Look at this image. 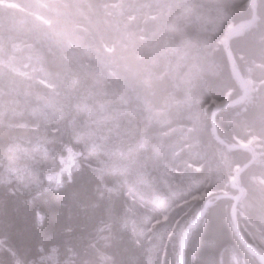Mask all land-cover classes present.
<instances>
[{"label":"trees","instance_id":"1","mask_svg":"<svg viewBox=\"0 0 264 264\" xmlns=\"http://www.w3.org/2000/svg\"><path fill=\"white\" fill-rule=\"evenodd\" d=\"M247 1L0 0L10 5L0 4V92L13 93L21 103L18 109L29 110L40 94L55 106L56 93L62 111L43 118L41 128L47 125L48 132L37 135L42 145L54 151V166L56 156L68 148L99 170L85 167L60 193L40 196L38 202L48 201L42 211L49 221L35 232L24 205L28 191L10 196L9 188L18 185L3 179L11 149L35 134V126L27 124L32 114L0 117V264L38 260L41 235L50 264H159V239L149 246L133 236L144 209L171 210L174 218L187 220L222 192L235 194L229 178L250 155L220 147L211 136V111L205 114L203 108L212 99L233 100L242 93L219 41L230 24L251 18ZM257 13V24L231 41L240 72L251 77L257 90L245 112L225 109L216 123L221 139H253L262 146L260 163L241 176L247 194L238 221L245 240L264 250V185L251 181L264 180V0H258ZM20 49L38 54L35 60L42 63L46 82L29 80L2 63L1 57L18 55ZM130 64L140 65L139 72L129 74ZM188 65L199 67L198 79L183 75ZM125 74L132 76L130 82H124ZM103 87L109 93L99 94ZM102 112L100 131L136 144L116 146L120 154H130L134 165L129 170L111 167L109 156L88 149L84 135L97 128L85 122L90 113ZM42 172L37 173L41 179ZM231 205V200H220L208 208L202 216L208 225L195 234L185 264H260L233 231ZM174 253L170 247L169 264Z\"/></svg>","mask_w":264,"mask_h":264},{"label":"rangeland","instance_id":"2","mask_svg":"<svg viewBox=\"0 0 264 264\" xmlns=\"http://www.w3.org/2000/svg\"><path fill=\"white\" fill-rule=\"evenodd\" d=\"M248 2H249V0L246 2L245 7L248 6ZM0 4L1 5L3 4L5 6H10V5H6L7 3H5V4L0 3ZM258 21H259V17H258ZM229 26H231V24ZM229 26L227 27L226 31L228 30ZM225 35H226V32L224 33L223 37L219 41V45H221L223 47V49H224L223 38L225 37ZM57 42L61 45V41H57ZM63 43H64V45H67V42L63 41ZM83 52L86 53V55L88 56V54H89L88 51L83 50ZM18 53H19L18 55L13 54V56H9L8 58L1 57L2 63H4L9 68L18 69L20 72L22 71V73L25 74L29 80H33L36 83L46 82V78H47V75H45L46 71H45L42 63L39 60H35V57L38 56V54L36 52L33 53V52H30V51H27L24 49H20L18 51ZM39 59L41 60V58H39ZM110 59H112V58L110 57L109 60ZM107 63H111V61H108ZM40 64H41V67L39 66L38 68H36V65L38 66ZM198 65L203 67L206 64H204L202 62V63H199ZM191 66H192V68H190ZM191 66L188 65V71L183 75H186V77L192 76L191 79H193V78L198 79V74H195V72L198 71L199 67L195 66V68H194L193 65H191ZM236 66H237V64H236ZM140 68H141V66L138 64H130L128 72H129V74L134 75L136 72L137 73L139 72ZM237 68H238V66H237ZM176 69L177 68H175V70ZM175 70H174V73H175ZM121 72H123V71H121ZM180 72H182V70ZM176 77H177V73H176V76H175V74L173 75V77H172L173 80H176ZM123 78H124V82H126V81L130 82V78H132V76L125 74V75H123ZM244 78H245L246 84L248 85L247 86L248 93L250 92L253 94L254 92H256L257 84L251 79V77H244ZM181 81H182V79H181ZM97 85H100V81ZM123 86H125V85H123ZM103 88L105 91H99L98 90L99 94H103V92H105V94L109 93L108 92L109 90L106 87H103ZM242 91H243V88H242ZM1 93H3V92H0V117L3 118L4 116L8 115V116H10V118H12L14 116H23V115L27 114L26 116H29V117L32 116V118H33V120L26 118V120L28 119L27 124L30 126H35V128H36L35 134L33 135L31 140L25 139L23 141H20L13 149H11L9 157L5 163L4 177H3L4 181H6L7 183L15 182L16 185H19L21 183V181H29L32 178L36 177L38 175L37 173L41 174L42 169H43L42 173H44L45 171H49V170H55L58 167L59 156H56V160H57L56 162L57 163H56V166H54V159L52 157L54 155V151L49 149L50 152H47L45 150V146H43L41 143L42 142L41 137L37 136V135L41 134L43 136L44 133L48 132V126L47 125L45 128H41V124L46 120L43 118H46L49 115H53V113H56V114L61 113V111H62L60 109V107L56 104V103H58V99L56 98V96H52L56 100L55 106H53V105H51V101L45 100V98H43L41 96V94L38 95L37 96V104L34 107H32L33 108L32 110H29L28 108H23V107L18 109V107L21 105V103L18 102V100H15L14 97L11 96L13 93L12 94H10V93L4 94L3 93L2 96H1ZM241 95H242V93L239 96H241ZM251 97H252V95L249 96V99ZM226 100L229 101L232 99H228V98H225L222 100L212 99L209 102V104L203 108V112L205 114H207L208 111L210 110L212 113V109L216 104L219 105L218 103H224V101H226ZM11 105L15 106L16 108L15 109H9ZM101 111H102V109H101ZM222 111L220 113H222ZM104 113L105 112H102L101 114H98L95 117H93L90 113L88 118H87V121L85 122L86 123L85 127H87L89 125H93L94 127L97 128L93 131L86 132V134L84 135V138L87 139L89 142L88 149H90L91 153H92V151H95V150L98 153L100 151V153L105 158H107L109 156L108 162H109L111 167L114 166L116 168H121V169L126 168L129 170L128 167L134 165L131 162L132 159L130 157V154L129 155L125 154V153L120 154L117 151V149H119V148H116V146L119 147L120 144L126 143V142H130L132 144H135V143L131 142L132 140L124 139V138L118 136L117 134L107 130V129L100 131L98 125L101 124L102 119H103V118H101V116L104 115ZM211 113H210V119H211ZM220 113L218 114V116L220 115ZM30 114H32V115L30 116ZM218 116L216 117V122H217ZM216 126H217V123H216ZM210 130H211V136H213L212 129H210ZM213 138H214V136H213ZM42 140H43V138H42ZM254 141L255 140L250 139L249 141L244 142V144L252 145L253 147H255L258 150L256 152L257 153L256 154V159H257L256 164L258 165L260 163V160H261V152L260 151L262 149V146L258 145V144L256 145ZM225 142H227V141H225ZM227 143L230 144L229 142H227ZM236 143H238V141H235L231 144L235 145ZM135 146H136V144H135ZM219 146L222 147L223 149H225V151L230 152L224 146H221L220 144H219ZM232 152H234V151H232ZM41 160H43L42 163L45 165L44 167H43V165H41ZM30 162H32V165L30 164ZM50 163H52L53 167L50 165ZM245 164H243V165H245ZM256 164H254V165H256ZM243 165H241V166H243ZM47 166L49 168H46ZM241 166H235L233 168V171L231 173V177L229 178V180H230L229 186H230V182L233 179L237 168H240ZM240 180H241V178H240ZM240 180H239V184H240ZM251 181H252V183L264 185V180L261 177H253V178H251ZM242 202L239 204L238 210H239ZM238 215H239V211H238ZM252 244L264 252V250L257 243L251 242V245ZM1 249H2V244L0 241V250Z\"/></svg>","mask_w":264,"mask_h":264},{"label":"snow or ice","instance_id":"3","mask_svg":"<svg viewBox=\"0 0 264 264\" xmlns=\"http://www.w3.org/2000/svg\"><path fill=\"white\" fill-rule=\"evenodd\" d=\"M64 152H67L65 156ZM64 152L59 155L58 167L55 170L45 171L43 179L39 176L29 181H21L16 188H9L8 194L15 197L17 191L26 190L29 193V199L24 201V205L29 209L28 218L30 227L35 232H41L48 224L49 217L42 208L48 205V201L38 202V198L47 193H60L74 180L77 172H82L87 167L94 171L91 163H82L80 156L71 149L65 148ZM0 221V225H3ZM208 221L206 216H192L185 220L184 215L174 218V213L169 210L167 212H157L155 210L144 209L142 222L137 226L133 225L132 231L134 239L138 238L142 244L152 246L153 240L159 239L157 245L159 249V264H169L168 253L169 248L175 249V259L173 264H185L181 257L190 247L195 234L201 228L207 227ZM11 228V224L8 225ZM127 229V224L124 225ZM71 232L72 229H67ZM7 241V237H4ZM48 239H51L49 237ZM45 237L41 235L40 242L37 245V251L40 253L38 260L31 261L30 264H50L48 256L44 249ZM149 264H155V261H149Z\"/></svg>","mask_w":264,"mask_h":264},{"label":"water","instance_id":"4","mask_svg":"<svg viewBox=\"0 0 264 264\" xmlns=\"http://www.w3.org/2000/svg\"><path fill=\"white\" fill-rule=\"evenodd\" d=\"M257 1L258 0H249V2H248V6L250 7V9L252 11V17L250 19L243 21V22H240L236 25L229 26L228 30L226 31V35L223 38L224 53H225V57H226V60H227L228 66H229V70L231 72V75L238 78L239 81L241 82L242 88H243L242 95L239 96V98H237L236 100H233V101L232 100H229V101L226 100V102H224L222 104H219V105L216 104L212 109L210 125H211L212 134L214 136V139L221 146H224L230 152H232V151H247L251 156V159H250V161H248V163L241 166L240 168H237V170L234 174V177L230 182L231 189L235 193L237 192V194H238L236 196V198L234 199L232 205H231V220H232L233 230H234L238 240L240 241V243L244 247V249L251 256H254L260 264H264V252L261 251L256 246H254L253 244L251 245V243H248L245 240V238L243 237V235L241 233V230L239 227V221H238V207H239V204L245 195L244 189L239 184V180H240L242 174L249 167L256 164V160H257L256 154H255L256 149L252 145H248V144H246V145L239 144V143H237L235 145L228 144L227 142H225L223 139L220 138L218 131H217V126H216V117L218 116V114L222 110H224L225 108L231 107L235 103L238 104L239 102L244 100L249 95L248 90H247L248 85L246 84L245 78L235 64L233 54H232V50H231V41H232V35L234 34V31L239 26H241V25H243V26H255V24L257 23V21H258ZM205 212H206V209L201 211L199 213V216H202ZM181 259L184 261V259H185L184 255L181 257Z\"/></svg>","mask_w":264,"mask_h":264},{"label":"bare ground","instance_id":"5","mask_svg":"<svg viewBox=\"0 0 264 264\" xmlns=\"http://www.w3.org/2000/svg\"><path fill=\"white\" fill-rule=\"evenodd\" d=\"M246 5V4H245ZM252 17V16H251ZM243 21H246V20H243ZM243 21H240V22H243ZM240 22H238V23H240ZM238 23H233V24H231V25H236V24H238ZM251 27H253V26H243V25H241V26H239L235 31H234V34L232 35V39L234 38V37H238V36H241V35H243L249 28H251ZM243 92V91H242ZM254 94V93H253ZM253 94L252 93H250L249 92V95H248V97H246L244 100H242L241 102H239L238 104H234V105H232L231 107H228V108H234V109H239V110H237V113L238 114H240V113H242V112H245V109L249 106V105H251L250 103L252 102V100H253ZM52 95L53 96H56L57 94L56 93H53L52 92ZM250 95H252V97L249 99V96ZM237 98H239V95L235 98V99H233V100H236ZM232 100V101H233ZM224 102H226V101H224ZM218 104H222V103H218ZM228 108H225V109H228ZM224 109V110H225ZM236 113V112H235ZM46 117V116H45ZM236 141H238V143L239 144H243V145H246V144H244V142L243 141H241V140H239V139H237ZM231 144V143H230ZM237 144V143H236ZM232 145V144H231ZM256 149V148H255ZM258 150L256 149V152H257ZM247 152V151H246ZM248 153V152H247ZM249 154V153H248ZM255 154H257V153H255ZM250 155V154H249ZM250 159H251V156H250ZM250 159H249V161H250ZM230 187V189H231V185L229 186ZM243 189H244V192H245V195H244V197H243V199H242V201L244 200V198H245V196H246V194H247V191H246V189L243 187V186H241ZM232 190V189H231ZM233 191V190H232ZM234 192V191H233ZM235 193V192H234ZM238 194H237V192L235 193V194H233V193H229V192H227V191H224V192H222L221 194H219L213 201H211V202H209L207 205H206V207L204 208V209H206V211L208 210V208H210L211 206H213V205H215L216 204V202H218V201H220V200H231L232 201V203H233V201H234V199L236 198V196H237ZM241 201V202H242ZM240 202V203H241ZM203 209V210H204ZM202 210V211H203ZM239 211V210H238ZM206 213V212H205ZM204 213V214H205ZM203 214V215H204ZM230 217H231V207H230ZM239 219V218H238ZM231 224H232V220H231ZM232 228H233V226H232ZM234 231V230H233ZM249 254V253H248ZM250 255V254H249ZM253 258H255L254 256H252ZM256 259V258H255Z\"/></svg>","mask_w":264,"mask_h":264}]
</instances>
